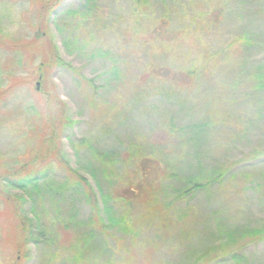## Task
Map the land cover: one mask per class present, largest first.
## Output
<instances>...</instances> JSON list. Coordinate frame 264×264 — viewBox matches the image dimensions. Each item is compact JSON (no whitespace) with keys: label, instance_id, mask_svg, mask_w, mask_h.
Instances as JSON below:
<instances>
[{"label":"rangeland","instance_id":"1","mask_svg":"<svg viewBox=\"0 0 264 264\" xmlns=\"http://www.w3.org/2000/svg\"><path fill=\"white\" fill-rule=\"evenodd\" d=\"M47 1L0 0V174L20 169L39 151L60 108L76 123L58 129V145L68 167L88 180L105 224L95 180L116 195L128 188L126 180L138 188L146 177L175 195L183 178L199 170L198 161L235 170L167 215L146 199L125 200L114 213L127 215L136 233L105 227L91 245L82 240L84 226L56 224V216L88 221L92 211L81 198L58 199L45 188L39 201L4 187L15 202L0 193V264H205L227 252L239 254L240 264H264V83L255 88L252 79L264 78V0H57V18L45 29L74 70L52 65L39 79L33 38L44 37L39 14ZM87 5L93 14L79 26L87 45L77 48L69 12ZM195 125L199 140L191 141ZM82 138L95 154L135 160L112 157L114 176L106 178L99 172L104 163L94 161ZM51 162L57 193L64 170ZM89 163L96 178L86 170ZM13 205L40 224L32 228L40 242L21 251ZM261 226L253 240L240 237V230ZM231 233L233 241L226 238ZM79 251L80 261L74 259Z\"/></svg>","mask_w":264,"mask_h":264},{"label":"trees","instance_id":"2","mask_svg":"<svg viewBox=\"0 0 264 264\" xmlns=\"http://www.w3.org/2000/svg\"><path fill=\"white\" fill-rule=\"evenodd\" d=\"M56 1L57 0H49L46 3H44L43 7L40 9L39 27L41 29L42 28L45 29L47 27L49 20L52 19V21H54L57 18L56 8H54ZM88 1L90 2V0H87V2ZM93 9L94 8H90V5H87L85 6L84 9L69 12V14L72 15V18H73V20H71L68 26L69 33H70L69 36L70 38L73 39V42H74L73 44L77 48H85L87 45L86 43H82L83 41L80 42V40H83V38L80 37L81 32L79 31L80 30L79 26H85L82 24H88L89 19L91 18L93 14ZM41 34L44 36V37H41L42 38L41 42H39V39L41 38L37 40L35 37L33 38V40L38 44H36L35 48L32 45V47L34 48L33 55L40 56V60H41L38 66L39 79L43 78L44 72L47 71V69L51 67L52 65H55L58 67H65L68 70L73 71L74 68H72L69 64H67L61 59L58 53V48L53 42L51 33L45 29ZM91 53H93V51H91ZM259 76H255L254 78H252L255 88H261L260 86L264 83V78H262L261 74ZM87 83H91V80H88ZM50 101H47V103H49ZM55 105H57L56 102H55ZM58 110H56L53 114V117H54L53 124L57 128H55L54 126L51 132L42 138L39 151L32 156V158L28 161V163H25L24 166L22 165L20 169L16 171H11V172H4L0 174V193L4 195V197L6 198L5 199L6 201L10 202L11 200V204L13 203V201L15 202V200L10 199L8 196V193H4V191L2 190V188L4 189V187L19 189L20 191L27 194L29 197H31L32 194H34L36 195V197L39 198V201H43L45 198L43 194L40 195L42 193L41 189H45V188H47L48 193L52 191L53 193L58 195L59 196L58 199H60L61 197L73 198L74 196L81 198L83 203L88 205L92 211V214L88 218V221H85V222L78 221L75 219V216H72V215H70L68 219L63 218L62 216H56L55 218L57 220L56 224L62 228L68 227V225H73L75 227L77 226L78 228H80V226H84V228L87 230L86 235L83 232H82L83 234L80 232L84 245L90 244L91 240H93L94 238H98L99 236L104 234L105 227L112 228L113 226H117L119 230H122L124 232H126V230H130L132 234L136 233L134 232L135 226L133 227V224L131 221L128 220L127 215L121 214L117 216L114 213L117 211V209H114V206H119L120 203H123L127 199L131 201L133 198H137V197L142 198L143 201L146 199L145 204H148V201L153 202V205L155 206L159 205L163 211H166L164 213H166L167 215L168 209L171 206L175 205L176 203H179L180 200H182L184 197L186 196L188 198L193 197L197 193L203 190H207L209 187L212 186V184L222 182L227 177H232L234 174L233 170L235 169L233 167L227 168L223 165H220V166L203 168L200 161H198L196 162V164L199 170L195 174H192V175H189L188 177L186 176L183 178V181H184V183L182 184L183 187L181 190L178 189L176 191L177 194L175 195H171V193L174 190H172L171 193H168L167 190H162L161 186L158 183L154 184L152 183L153 181L147 182L146 177L144 181L141 178L138 188H134L132 186V182L126 180V182L124 183L127 184L128 188L123 189V191L121 192L116 191V195L113 191L103 190L102 186L99 183L100 180L99 181L95 180L97 188L100 191L99 192L100 199L104 204L103 211L104 213L105 212L107 213L106 215H107L108 223L105 224L104 221L102 220V217L100 218L99 216V214H101L102 209H100L97 205L95 193L93 192L88 180L83 175L79 174L77 170L68 167L66 157L64 153L62 152L61 147L58 145V136H57L59 133L58 129L65 128L66 126L72 127L76 123L75 121L70 120L67 115H65V112L62 108ZM199 127L200 126L195 125L193 133L196 136L194 138H191V141L196 140L198 133L200 132ZM80 144L85 146L88 152H90V154L93 155L91 157L94 158V161H97L98 163L99 162L104 163L100 165L99 172L101 171L103 175H106V178L110 176L111 177L114 176L111 168H113V165L117 163L118 160H114L113 158L116 157L120 159V157L123 156L124 154L115 155L113 153H110L109 155H107L105 152L99 151L96 153L97 154L96 155L95 149H93V145H91L89 141L82 138L80 140ZM104 157H106L107 159L105 161H102L101 159H103ZM132 159L135 160V157H132V155H129L128 157L127 156L122 157L120 160L127 161V160H132ZM51 160L57 161L58 167L60 168L62 167V169L64 170L63 178L61 179L59 183H56L55 188H57L56 189L57 193L51 187V182L53 179L55 180V176L57 175V172H56L57 170L52 166ZM91 164L92 163H89V166L86 167V170L94 178H96V175H98L99 172L93 169L91 167ZM238 164H240V162ZM28 166H30V169L27 168ZM162 174L164 177L165 176L172 177V175L168 174L167 172H162ZM172 180L169 182V187L172 184H174V180L173 181ZM147 185H150V186H147ZM152 185H156L157 187L152 186ZM157 193L160 194L161 196L157 195ZM113 200H114V204H110V202ZM16 209L17 208H15V205H13L12 210L14 213V218H13L14 223L18 221L17 224L14 225L13 238L15 239L14 241L17 244L18 250L21 251L22 248L27 243L31 242L33 244H37L38 242H40V239L37 236H35V233L33 232V229H32L33 226L35 227L36 225L39 224V221L37 217L35 218L36 222H34L33 219H30V218L29 219L23 218L22 215H19L17 213ZM39 227H40V224H39ZM260 232H263V226H261L260 228H253L251 230H245V231L240 230V237H248L250 240H253V238L254 237L256 238ZM233 233L226 234V238L230 239V241L235 240V237H233ZM102 241L104 240L102 239ZM75 254L76 255L74 259L76 258L75 260L79 259L80 261L81 256H82L81 251ZM200 256L201 255L197 257L198 262H199ZM211 259H213V261L209 263L205 262V264H213V263L214 264H218V263L228 264L229 262L233 264H240V262L243 261V258H240L239 254L233 253V252L232 253L227 252L225 254H221L220 256L218 254L217 255L214 254V256L211 257L208 261H210ZM124 260H127V259H124ZM106 263L115 264L113 262L112 263L106 262ZM198 264H202V262H199Z\"/></svg>","mask_w":264,"mask_h":264},{"label":"flooded vegetation","instance_id":"3","mask_svg":"<svg viewBox=\"0 0 264 264\" xmlns=\"http://www.w3.org/2000/svg\"><path fill=\"white\" fill-rule=\"evenodd\" d=\"M260 242V241H259Z\"/></svg>","mask_w":264,"mask_h":264}]
</instances>
